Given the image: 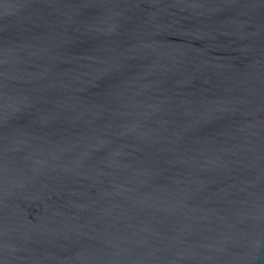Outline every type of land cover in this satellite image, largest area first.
I'll use <instances>...</instances> for the list:
<instances>
[{"label":"water","instance_id":"obj_1","mask_svg":"<svg viewBox=\"0 0 264 264\" xmlns=\"http://www.w3.org/2000/svg\"><path fill=\"white\" fill-rule=\"evenodd\" d=\"M0 264H264V0H0Z\"/></svg>","mask_w":264,"mask_h":264}]
</instances>
